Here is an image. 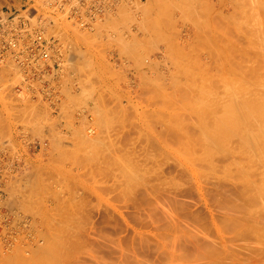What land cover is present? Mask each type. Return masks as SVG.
Wrapping results in <instances>:
<instances>
[{"label":"rangeland","instance_id":"obj_1","mask_svg":"<svg viewBox=\"0 0 264 264\" xmlns=\"http://www.w3.org/2000/svg\"><path fill=\"white\" fill-rule=\"evenodd\" d=\"M50 1L53 0H28L23 10L3 16L4 20L11 24L17 25L18 20L20 21L18 25L24 24L31 31L34 30L31 32L27 29L30 34L38 30L44 32L51 25L53 29L55 28L54 33L61 35L56 33L58 38L56 34H51L53 30L48 33L51 34L49 37L56 41L58 50L55 52L58 55L55 56L56 61L51 65L53 70L50 69L47 72L50 76L47 77V73L42 72L28 80V82L33 80L29 82L30 85L35 81L38 86L46 84L45 86L38 87L36 84L30 86L23 75H21L24 77L22 81L18 75L21 71L18 69L19 72L16 73L18 66L15 62H11L13 61L11 58L10 62L3 63L6 64L5 66L3 64L0 66V71L4 70L0 72L2 78L10 69L12 79L8 80H17V76L21 80L9 85L4 77L5 82L2 81L4 86L0 82V88H5H3L4 91L0 90V114L3 116L0 120L3 128L0 126V134L2 133L0 162L7 164L5 169L0 166L2 169H0V181L3 179L4 183L7 182L4 190L0 186V202L7 197V201H2L4 203L0 206V245L5 244L4 248H11L12 263H16V260L20 263L21 254L26 248L32 247L34 254H27V258L33 264H264V214L261 212V210L264 211L261 205L264 192V178L261 177L264 176V161L257 165L259 164L257 157L263 153L256 150V146L254 152L253 149L246 148L245 153L248 154L251 151L252 155L255 154L251 155L252 160L240 154L245 157H241L244 163L247 160L250 162L254 160V168L248 161L246 162L249 164V170L248 164H244L240 157L237 160L239 154L235 150L243 143L241 142L243 140L238 137L241 135L232 133L233 130L229 129L231 123H229L230 127L226 126L228 123L224 121H228L229 118L223 121V116L227 114H224L223 110L227 109L226 112L230 110L226 102L229 103L235 97L234 95L242 92L250 94L255 92L254 88H260L256 90V94L260 93L261 95L258 96L264 99V77H261L264 76V61H261L264 56V5L255 4L257 2L254 3V0H252L253 3L251 0L230 1L229 6L232 4L238 6L241 3L242 9L245 4L246 12L243 10L242 12L246 13V17L244 15L240 19H248L246 22L242 21L244 24L239 21L240 19L234 20L238 21L236 24L232 23L233 28L237 27L234 29L235 32L239 30V33L234 32L232 39L236 41L233 42L224 32L220 34L216 32L218 35L214 33L215 30L209 31L208 21L205 18L206 6L202 3L208 4L210 0H204L205 2L201 0L200 2L198 0V2L195 0H140L144 5L139 7V0L137 6L134 4L136 0H92V2L74 0L73 3L72 0ZM107 1L108 4H106ZM219 1L221 0H216V2ZM247 2L249 5H246ZM74 3L78 4V8ZM65 4H69L68 7ZM135 7L138 10L143 8V10L138 11ZM105 9L114 12L110 13L107 10L111 15L109 17ZM80 10H83L85 18L87 17L84 20L87 21H83L84 16L81 17ZM197 11H200L199 17L196 14ZM45 14H47L46 17ZM101 14H103L102 18H100ZM51 16L54 20L49 21L53 19ZM115 16L116 18L113 19ZM196 16L199 19L204 18L206 22L202 19L200 21ZM34 17L36 18L33 20ZM38 17L41 18L37 19ZM98 17L101 19L97 20L100 24L94 21ZM43 18L48 20L46 19L45 22ZM41 19L45 24L41 25ZM78 19L81 21L79 22ZM36 20L39 21L40 24L37 21L39 25L35 23ZM32 21L34 25L37 24V27L30 24ZM93 21L98 25L95 26ZM205 24L207 27L204 26ZM91 25L93 27L90 29ZM203 26L206 29H203ZM241 27L245 33L247 32V36L242 32ZM248 30L251 31L252 38L249 37ZM260 36L261 40H259ZM253 37L254 40L256 38L258 40H253L255 45L252 41ZM60 38L64 39V42L61 41L62 45L59 42ZM228 38L231 40L229 41L231 45ZM226 41L229 48H225ZM248 45L251 48L253 46V49ZM169 46L171 50H168ZM173 46H175L174 52H172ZM177 46H183L185 49L180 50L182 48ZM230 46L235 47V50L233 47L230 49ZM256 47H260V51ZM69 48L72 51H70L71 56L68 54ZM239 48L241 50H238ZM246 51L250 57L247 56ZM168 52L170 57L162 55ZM245 55L247 58L244 57ZM212 56L216 60L221 57L219 59L221 61L214 62ZM239 58L241 60H238ZM242 59L244 62L247 59V62L250 61L253 64L250 65V62L245 64ZM72 60L76 68L72 67L70 62ZM156 60L159 62L157 63ZM231 61L234 62L231 63ZM237 62H241L242 65ZM7 63L14 65L6 69ZM233 63L235 70L239 69L236 68L238 65L248 72L245 73L244 81L243 76L238 78V75L233 76L236 73L231 74L233 70L229 67L233 66ZM155 64L158 65L155 66ZM249 66L251 68H248ZM225 67L229 68L225 73L228 70L232 71L225 74L223 71ZM258 67L263 68L261 72L260 68L257 70ZM252 71L254 78H249V76L253 77ZM43 75L46 76L43 77ZM64 77L66 78L63 80ZM201 79H203L202 82ZM238 79L239 81H236ZM44 80L47 82L45 83ZM227 84L230 85V89H227ZM7 85L13 86V91L10 88L12 92L7 96L8 98L12 95L10 99L8 98L9 101L5 99L7 92L10 91ZM241 87L247 90L238 89ZM22 89L26 92L24 97ZM235 90H238V93ZM16 91L17 94L21 92V96L14 95ZM13 92L14 94H11ZM27 92L29 95L26 98L30 97L32 104L28 99L25 100ZM57 92L59 94H56ZM38 93L40 96L43 93L44 96L40 99ZM30 94L35 96L31 95L33 96L31 97ZM57 95H59L58 100ZM15 96L23 98L15 99ZM12 98L14 102L21 99L18 100L20 103L16 101L18 103L15 104L11 101ZM38 98L43 105L41 102L38 104ZM208 98L213 105L206 100ZM33 99L34 102L31 101ZM263 99H261L262 104H264ZM22 100L25 104L27 101L29 105L25 106ZM219 100L222 101L220 103L226 101V108L220 105ZM12 102L16 107L11 106ZM44 102L51 103L45 105L51 111L46 110ZM55 103H58L59 108ZM36 104L41 108H38ZM32 105H36L38 109ZM259 105L257 103V106ZM24 106H29L27 109L32 114L29 111L26 113L27 109ZM15 108H18L21 114ZM12 109L15 110L13 111L15 114L11 111ZM76 109L78 111H75ZM67 110H71V114ZM32 111L34 114L37 112L35 114L37 118L38 115L40 116L37 121ZM11 112L14 114L13 117L18 114L20 116L13 119ZM212 112L216 114L211 116ZM42 113H46L44 117ZM66 113H69L68 116ZM25 114L35 118H31L30 115L26 117ZM245 115L248 116V114ZM237 116L239 119H244L241 115H236V118ZM5 117L6 120L3 119ZM219 117L222 119L220 120ZM29 118L32 121H29L31 120ZM212 118H217L215 119L217 121ZM231 120L230 118L229 122ZM218 123H222L220 128H217ZM233 123L235 122L232 121ZM222 127L231 132L227 130V134L230 133L231 137L236 135L232 141L228 140L229 146L232 144L235 148V150L232 146L229 148L231 153L227 149L230 155L223 154L227 153L222 145V140H225L223 137L227 134ZM210 129L217 131L212 132ZM218 130L224 132H220V136L221 134L225 136L222 135L220 138L216 135L219 133ZM213 134L214 137L217 136L215 137L217 141L212 137ZM208 136L213 138V141ZM228 136L226 137L229 138ZM254 136L257 134L255 133ZM218 139H221L219 140L221 143ZM204 140L206 144L210 141L217 143L215 145L211 142L208 146L204 144ZM261 141L264 143L263 138ZM223 144H227L226 140ZM213 145L215 147L210 148ZM221 151L222 155L218 154ZM213 152L217 153L213 155ZM235 155L236 160L241 163L235 161L236 164L239 163L237 167L232 166ZM7 161L10 162L5 163ZM10 163L11 165H8ZM190 163H195V166L190 167ZM240 166L245 170L238 168ZM246 168L248 174L245 176L243 172H247ZM229 169L234 170L232 173L235 172L236 175L229 174ZM225 170H229L228 173ZM236 170L242 171L239 173L245 178L240 174L238 176L246 180V185L241 179L236 178ZM234 176L238 180L236 181L241 180V183L237 184ZM246 178H250L249 181ZM247 183H250L253 189L250 186L247 189L249 185ZM6 190L9 192L7 195ZM249 207L251 210H248ZM102 242H105L103 249L92 250L95 243L103 244ZM93 252L98 253L94 256Z\"/></svg>","mask_w":264,"mask_h":264},{"label":"bare ground","instance_id":"obj_2","mask_svg":"<svg viewBox=\"0 0 264 264\" xmlns=\"http://www.w3.org/2000/svg\"><path fill=\"white\" fill-rule=\"evenodd\" d=\"M53 1H54V0H53ZM53 1H50V2H53ZM60 1H62V0H60ZM73 1H74V0H72V3H73ZM75 1H76V0H75ZM79 1H80V0H79ZM83 1H84V0H83ZM86 1H87V0H86ZM90 1L92 2V0H90ZM98 1H99V0H98ZM102 1H103V0H102ZM104 1H105V0H104ZM134 1H135V0H134ZM134 1H133V2H134ZM139 1H140V0H139ZM139 1L136 0V1L134 2V4H136L135 6H137L138 4H139L138 7L141 6V5H142V6L144 5L143 3L141 4V1H140V3H138ZM195 1H197V0H195ZM198 1H199V0H198ZM198 1H197V2H198ZM201 1L205 2V1H207V0H205V1H204V0H201ZM217 1H218V0H217ZM230 1H231V0H221V1H219V2H216V0H210V1H208V4H207V3H202V5L205 4V6H206V9H205V10H206V13H207V14L205 15V18H207V21H208V24H207V25H209V26H208V27H209V31H210V30H215L214 33L219 32V34H220V32H221V33L224 32V33L227 34V36L229 35L228 37H230V38L232 39V37H234L235 33H237V32L239 31V30H238V31L235 32L234 29H236L237 27H234V28H233V24H232V23L235 22L234 20H239L241 17H244V15H245V17H246V13H243V12H242V10H243L244 12H246V11L244 10V9L246 8V6H245V4H244V9H242L243 7L240 6L241 3H240L238 6H236V5H234V4L231 3L232 6H229ZM233 1H234V0H233ZM241 1H242V0H241ZM247 1H248V0H247ZM249 1H250V0H249ZM251 1H252V0H251ZM109 2H110V1H109ZM152 2H153V1H152ZM199 2H200V1H199ZM236 2H238V1H236ZM255 2H257V3H255ZM70 3H71V2H70ZM87 3H90V2H87ZM87 3H86V6H88ZM98 3H100V2H98ZM98 3H97V4H98ZM112 3H114V2H112ZM112 3H111V6L113 5ZM122 3L124 4L125 2H122ZM137 3H138V4H137ZM146 3H147V2H146ZM150 3H151V1H150ZM244 3H246V2L244 1ZM252 3H253V1H252ZM254 3H255V4L260 3L259 5L262 4L261 6H263V5H264V4H263V3H264V0H254ZM50 4H52V3H50ZM62 4H63V2H62ZM74 4H75V3H74ZM76 4H77V3H76ZM76 4H75V5H76ZM106 4H108V1H107ZM206 4H207V5H206ZM255 4H254V5H255ZM65 5L68 7L69 4H68V5L65 4ZM72 5H73V4H72ZM89 5H90V4H89ZM114 5H116V4L114 3ZM120 5H121V4H120ZM120 5H119V6H120ZM130 5H131V7H133L132 4H130ZM151 5H152V4H151ZM246 5H249V2H247ZM250 5H251V3H250ZM252 5H253V4H252ZM259 5H258V6H259ZM49 6H50V5H49ZM51 6H52V5H51ZM70 6H71V5H70ZM76 6H77V8H78V4H77ZM106 6H107V5H105V7H106ZM116 6H117V5H116ZM205 6H203V7H205ZM255 6H256V5H255ZM73 7H74V6H73ZM84 7H85V5H84ZM105 7H103V8H105ZM74 8H75V7H74ZM81 8H82V7H81ZM85 8H87V7H85ZM107 8H108V7H107ZM113 8H114V7H113ZM113 8H112V9H113ZM247 8H248V7H247ZM65 9H66V7H65ZM79 9H80V8H79ZM79 9H77V10H79ZM82 9H83V8H82ZM93 9H95V8H93ZM96 9H97V7H96ZM96 9H95V10H96ZM101 9H102V7H101ZM117 9H119V7H117ZM135 9H137V8L135 7ZM140 9H141V8H139V10H140ZM201 9H202V8H201ZM84 10H86V9H84ZM87 10H89V9H87ZM105 10L107 11L108 9H105ZM137 10H138V9H137ZM139 10H138V11H139ZM141 10H143V8H142ZM246 10H250V9H246ZM93 11H94V10H93ZM108 11H109V10H108ZM108 11H107L106 13H107L108 16L110 17V16H111V15L109 14L110 11H109V12H108ZM253 11H254V10H253ZM71 12H72V11H71ZM74 12H75V11H74ZM74 12H73V13H74ZM76 12H77V11H76ZM76 12H75V13H76ZM80 12L83 14V15L81 14V17H83V16H84L83 10H82V11L80 10ZM88 12H89V11H88ZM94 12H97V11H94ZM113 12H114V11H113ZM113 12H110V13H113ZM199 12H200V11H199ZM199 12L197 11V13H196L198 17H199V15H198ZM248 12H249V11H248ZM250 12H251V11H250ZM92 13H93V12H92ZM102 13H104V12H102ZM106 13H104V14L106 15ZM252 13H253V12H252ZM252 13H250V14H252ZM78 14H79V13H78ZM93 14H94V13H93ZM41 15L43 16V14H41ZM48 15H49V14H48ZM85 15H87V14H85ZM88 15H91V14H88ZM94 15H95V14H94ZM98 15L100 16L99 11H98ZM98 15H97V16H98ZM102 15H103V14H101V17H100V18H102ZM112 15H113V14H112ZM202 15H204L203 12H202ZM253 15H254V13H253ZM253 15H252V16H253ZM39 16H40V15H39ZM42 16H41V17H42ZM46 16H47V14H45V17H46ZM91 16H92V15H91ZM97 16H95V17H97ZM108 16H107V17H108ZM113 16H114V15H113ZM194 16H195V13H194L193 17H194ZM197 16H196V17H197ZM206 16H207V17H206ZM247 16H248V15H247ZM249 16H250V15H249ZM41 17H38L37 19H40ZM43 17H44V16H43ZM49 17H50V16H49ZM88 17H89V16H88ZM92 17H93V16H92ZM95 17H94V18H95ZM198 17H197V19H199ZM202 17H203V16H202ZM35 18H36V17H34L33 20H34ZM51 18H53V17L51 16ZM77 18H78V17H77ZM84 18H85V16L83 17V21H87V20H84ZM86 18H87V17H86ZM86 18H85V19H86ZM100 18L98 17V18H96V20H94V21L97 22L98 19H99L98 21H100V20H101ZM114 18H116V16L113 17V19H114ZM194 18H195V17H194ZM200 18H201V17H200ZM248 18L250 19V17H248ZM252 18H253V17H252ZM43 19H45V18H43ZM46 19H47V18H46ZM46 19H45V22H46ZM89 19H91V17H90ZM89 19H88V20H89ZM107 19H110V18H107ZM197 19H196V20H197ZM201 19H202V18H201ZM201 19H199V20L201 21ZM203 19H204V18H203ZM203 19H202V20H203ZM47 20H48V19H47ZM51 20H54V18H53V19H50L49 21H51ZM78 20H79V19H78ZM205 20H206V19H205ZM244 20H245V22H246L248 19H244ZM244 20L240 19L239 21H240L241 23H243L242 21H244ZM37 21H38V20H36L35 23H37ZM40 21H41V25H43L44 22L42 23V19H41ZM49 21H48V22H49ZM80 21H81V20H79V22H80ZM91 21H92V20H91ZM94 21H93V22H94ZM106 21H107V20H106ZM203 21H204V20H203ZM249 21H250V20H249ZM249 21H248V22H249ZM16 22H17V25H18V23H19L20 21L18 22V20H17ZM16 22H15V23H16ZM79 22H78V23H79ZM204 22H206V21H204ZM236 22H238V21H236ZM236 22H235V24H236ZM253 22H254V21H253ZM253 22H252V23H253ZM38 23H39V21H38ZM38 23H37V24H38ZM55 23H56V21H55ZM83 23H86V22H83ZM89 23H90V20H89ZM97 23H98V22H97ZM103 23H104V22H103ZM241 23L239 24L240 26H241ZM30 24H32L33 27H35V25H36V27H37V24L34 25V22H33V21H32V23L30 22ZM39 24H40V23H39ZM39 24H38V25H39ZM44 24H45V23H44ZM47 24H48V23H47ZM53 24H54V22H53ZM56 24H57V23H56ZM94 24H95V26H97L98 24H100V22H99L97 25H96L95 22H94ZM235 24H234V25H235ZM243 24H244V23H243ZM247 24H248V23H247ZM27 25H28V24H27ZM27 25H26V26H27ZM32 25H31L30 27H32ZM78 25L80 26V24H78ZM245 25H246V24H245ZM248 25H249V24H248ZM46 26H47V25H46ZM49 26L51 27V25H49ZM55 26H56V25H55ZM204 26L207 27L206 24H205ZM204 26H203V29H206ZM38 27L40 28V26H38ZM50 27H49V28L47 27V29H46V27L44 28V26H43V28L46 29L45 31L47 32L48 37H49V35H51V34H56V33H57V32L54 33V29H55V28L53 29V27H51V28H52V29H51ZM84 27H86V26H84ZM92 27H93V26L91 25V26H90V29H91ZM243 27H244V26H243ZM249 27H250V26H249ZM253 27H254V25H253ZM26 28H27V27H26ZM39 28H38V29H39ZM241 28H242V27H241ZM241 28H240V29H241ZM27 29H28V28H27ZM29 29H30V28H29ZM29 29H28V30H29ZM34 29H35V28H34ZM49 29H50V30H49ZM85 29H86V28H85ZM87 29H88V26H87ZM246 29H247V28H246ZM249 29H250V28H249ZM48 30H49V32H48ZM51 30H53V32H52L51 34H48V33L51 32ZM123 30H124V29H123ZM132 30H133V29H132ZM132 30H131V32H132ZM242 30H243V28H242ZM30 31H31V29H30ZM33 31H34V30H32V32H33ZM45 31H44V32H45ZM197 31H198V30H197ZM197 31H196V32H197ZM209 31H208V33H209ZM240 31H241V30H240ZM245 31H246V30H245ZM251 31H252V28H251ZM251 31H250V32H251ZM255 31H256V30H255ZM259 31H260V30H259ZM261 31H262V30H261ZM46 32H45V34H46ZM234 32H235V33H234ZM242 32L245 33L244 30H243ZM248 32H249V30H248ZM250 32H249V33H250ZM256 32H258V30H257ZM60 33H61V32H60ZM133 33H135V32H133ZM201 33H202V31H201ZM205 33L207 34L206 30H205ZM205 33H204V34H205ZM214 33L212 32V35H213ZM238 33H239V32H238ZM252 33H253V32H252ZM32 34H33V33H32ZM57 34L60 35L59 33H57ZM57 34H56V37H58ZM188 34H189V32H188ZM188 34H187V35H188ZM202 34H203V33H202ZM206 34H205V36H207ZM216 34H218V33H216ZM216 34H215V36L217 37ZM219 34H218V35H219ZM245 34H246V36H247V32H246ZM260 34H261V33H260ZM263 34H264V33H263ZM62 35H63V34H62ZM240 35H241V34H239V36H240ZM250 35H251V36H250ZM250 35H249V37L252 38V34H251V33H250ZM253 35H255V34H253ZM257 35H258V34H256V36H257ZM60 36H61V35H60ZM208 36H209V35H208ZM225 36H226V35H225ZM63 37H64V36H63ZM188 37H189V36H188ZM235 37H236V36H235ZM242 37L244 38L243 35H242ZM49 38H50V37H49ZM58 38H59V37H58ZM134 38H135V37H134ZM260 38H261V36L259 37V40H261ZM262 38H263V37H262ZM235 39H237V38H235ZM245 39H246V38H245ZM59 40H60V41H59ZM59 40H58V41L60 42V44H61V41L64 42V39H63V38H60ZM237 40H238V39H237ZM253 40H254V37H253L252 41H253ZM255 40H257V38H256ZM255 40H254V41H255ZM262 40H263V39H262ZM229 41H231V40H229V38H228V42H229ZM232 41L235 42L236 40H234V38H233ZM247 41H248V43H249V40H247ZM254 41H253V42H254ZM257 41H258V40H257ZM233 42H232V44H233ZM250 42H251V41H250ZM253 42H251V43L253 44ZM259 42H260V41H259ZM261 42H262V41H261ZM184 43H185V42H184ZM220 43L222 44L221 41H220ZM223 43H225V42H223ZM60 44H59V45H60ZM63 44H66V43H63ZM189 44H190V43H189ZM229 44L231 45L230 42H229ZM229 44H228V45H229ZM234 44H235V43H234ZM59 45H58V46H59ZM61 45H62V44H61ZM61 45H60V46H61ZM168 45H169V44H168ZM254 45H255V42H254ZM60 46H59V47H60ZM64 46H66V45H64ZM64 46H63V47H64ZM171 46H172V45H171ZM171 46H169L168 50H169V49L171 50V48H170ZM183 46L185 47V45H183ZM183 46H177V47H181L182 49H180V48H179V49H180V50H183V49H185V48H183ZM192 46H193V45H192ZM223 46H224V45H223ZM225 46H226L225 48H229V47H227V41H226ZM234 46L236 47V45H234ZM262 46H263V44H262ZM61 47H62V46H61ZM66 47H67V46H66ZM66 47H65V48H66ZM167 47H168V46H167ZM167 47H166V48H167ZM177 47H176V48H177ZM187 47H188V44H187ZM190 47H191V45H190ZM220 47H221V46H220ZM231 47H233V46H230V49H231ZM235 47H233V49H234ZM237 47H238V46H237ZM248 47H250V46L248 45ZM65 48H64V49H65ZM173 48H175V46H173L172 49H173ZM188 48H189V47H188ZM191 48H192V47H191ZM193 48H194V47H193ZM218 48H219V46H218ZM221 48H222V47H221ZM250 48H251V47H250ZM259 48H260V47H259ZM259 48L256 47V49H259ZM64 49H63V51H64ZM67 49H68V48H67ZM189 49H190V48H189ZM251 49H253V46H252ZM261 49H262V48H261ZM60 50L62 51L61 48H60ZM65 50H66V49H65ZM168 50H167V51H168ZM176 50H178V49H176ZM219 50H220V49H219ZM222 50H224V48H222ZM222 50H220V51H222ZM225 50L228 51L227 49H225ZM234 50H235V49H234ZM238 50H241V49L239 48ZM238 50H237V51H238ZM57 51H58V50H57ZM61 51H60V52H61ZM66 51H67V50H66ZM70 51H71V49L69 48V53H68V54H70V56H71L72 53H70ZM167 51H166V52H167ZM174 51H175V50L173 49L172 52H174ZM242 51H243V50H242ZM242 51H241V52H242ZM249 51H250V50H249ZM251 51H252V50H251ZM253 51H254V50H253ZM259 51H260V49H259ZM71 52H72V51H71ZM169 52H170V51H169ZM169 52H168L167 54L163 53L162 55H166V56L168 55L167 57H170V56H169ZM179 52H180V51H179ZM181 52H182V51H181ZM191 52H194V51L191 50ZM233 52H234V51H233ZM241 52H238V53L240 54ZM244 52H245V51H244ZM246 52H247V51H246ZM63 53H64V52H63ZM170 53H171V52H170ZM177 53H178V52H176V54H177ZM221 53H222V52H221ZM247 53H248V52H247ZM58 54H59V53H58ZM171 54H174V53H171ZM66 55H67V53H66ZM211 55H212V54H211ZM229 55H231V54H229ZM233 55L236 56V54H233ZM251 55H253V54H251ZM261 55L263 56L262 53H261ZM55 56H58V55H56V53H55ZM63 56H64V55H63ZM237 56H238V55H237ZM242 56H243V55H242ZM247 56L250 57L249 53H248ZM212 57H213V56H212ZM227 57H228V56H227ZM229 57H231V56H229ZM239 57H241V56H239ZM244 57H246V55H245ZM249 57H248V58H249ZM251 57H252V56H251ZM263 57H264V56H263ZM263 57H262V60H261V61H264ZM213 58H214V57H213ZM220 58H221V57H219V59H220ZM235 58H236V57H235ZM241 58H243V57H241ZM241 58H239L238 60H241ZM246 58H247V57H246ZM58 59H59V58H58ZM58 59H57V60H58ZM62 59H64V57H63ZM72 59H73V58H72ZM219 59L217 58V60H216V59L214 58V60H215L214 62H217V63H218V60H219ZM10 60H11V59H8L6 62H10ZM231 60H232V59H231ZM236 60H237V59H236ZM242 60H243V59H242ZM249 60H250V58H249ZM252 60H253V59H252ZM252 60H251V61H252ZM55 61H56V60H55ZM156 61H157V60H156ZM219 61H221V60H219ZM226 61H227V58H226ZM229 61H230V60H229ZM234 61H235V60H234ZM234 61H231V63L234 62ZM247 61H248V60L245 59V62H247ZM11 62H14V60L11 61ZM70 62L72 63V67H73V66L75 67V65H73V64H74V63H73V60L70 61ZM158 62H159V61H157V63H158ZM242 62H244V60H243ZM245 62H244V63H245ZM249 62H250V61H249ZM249 62H247V63L249 64ZM237 63H239V65L241 64V62H237ZM244 63H243V65H244ZM247 63H245V64H247ZM250 63H251V62H250ZM7 64H8V65L6 66V69H7L8 66H13V65H14V64L11 65L10 63H7ZM145 64H147V63H145ZM214 64H215V63H214ZM219 64H220V63H219ZM219 64H216V65H217L218 67H222V66H219ZM226 64H228V63L226 62ZM233 64H234V63H233ZM252 64H253V62H252L250 65H252ZM3 65H4V64H3ZM5 65H6V64H5ZM5 65H4V66H5ZM51 65H52V64H51ZM147 65H148V67H150L149 64H147ZM156 65H158V64H155V66H156ZM241 65H242V64H241ZM0 66H1V65H0ZM60 66H61V65H60ZM69 66H70V65H69ZM205 66H206V65H205ZM229 66H230V65H229ZM229 66H228V67H229ZM234 66H235V64H234L233 66L231 65V66L229 67V68H231L234 72H233L232 70H230V71L228 70L227 72H231V71H232L231 74L236 73L235 75H233L234 77H236L237 75H238V78H240L239 76H241V77L243 76V79H242V78H241V79L244 81V77H245V75H246L245 73H246L247 71L245 72V71L242 69V68H244V67H242V66L239 67L238 65H237L236 68H239V69H238V70L236 69V70H237V71H236V70L234 69V68H235ZM245 66H247V65H245ZM16 67H17V66L15 65V68H16ZM72 67H71V68H72ZM228 67H227V68L225 67L226 69L223 70L224 73H225V71H226L227 69H229ZM232 67H233V68H232ZM252 67H253V66H252ZM1 68H4V67H1ZM9 68H11V67H9ZM52 68H53V67H52ZM62 68H63V67H62ZM62 68H61V69H62ZM69 68H70V67H69ZM69 68H68V69H69ZM75 68H76V67H75ZM151 68L153 69L154 66L151 67ZM248 68H251V66H249ZM248 68H247V69H248ZM259 68H260V67H258L257 70H258ZM4 69H5V68H4ZM6 69H5V70H6ZM16 69H17V70H15V69H12V70L17 71L16 73H18L20 69H19V68H16ZM18 69H19V70H18ZM149 69H150V68H149ZM157 69H158V67H157ZM206 69H207V68H206ZM220 69H222V68H220ZM220 69H219V70H220ZM252 69H254V67H253ZM261 69H263V68H260V69H259L260 72H261ZM9 70H10V69H8V74H6L7 76L10 75V76H8L9 78H7L6 75H3V76L6 78V80H8V79L11 78V73H9ZM12 70H11V72H12ZM51 70H53V69H51ZM55 70H56V69H55ZM59 70H60V69H59ZM62 70H63V69H62ZM62 70H61V71H62ZM71 70H72V69H71ZM74 70H75V69H74ZM257 70H256V71H257ZM263 70H264V69H263ZM15 71H14V72H15ZM49 71H50V70H49ZM49 71H48V72H49ZM56 71H58V70H56ZM205 71H206V70H205ZM207 71L209 72V70H207ZM235 71H236V72H235ZM253 71H254V70H253ZM253 71H252V72H253ZM0 72H4V70H3V71H0ZM73 72H74V71H73ZM184 72H185V71H184ZM227 72H226V73H227ZM250 72H251V69H250ZM5 73H7V72L5 71ZM5 73H4V74H5ZM16 73H15V74H16ZM61 73H63V72H61ZM74 73H75V72H74ZM226 73H225V74H226ZM247 73H248V72H247ZM262 73H263V72H262ZM201 74H202V73H201ZM203 74L205 75V73H203ZM222 74H223V73H222ZM229 74H230V73H229ZM18 75H20L21 80L24 78V77L21 76V75H22L21 73H19ZM61 75H62V74H61ZM251 75H252V73H251ZM1 76H2V74H1ZM1 76H0V77H1ZM16 76H17V75H16ZM16 76H15V77H16ZM45 76H46V75H43V77H45ZM49 76H50V75H49ZM49 76H48V73H47V77H49ZM52 76H53V75H52ZM247 76H248V75H247ZM4 77H3V78H4ZM12 77H13V76H12ZM17 77H18L17 80H13V81L10 80L12 83L8 80L7 82L9 83V85H12V84L14 83V81H19V82H20V81H21V80L19 79L20 77H19V76H17ZM40 77H41V76H39V79H41ZM59 77H60V76H59ZM62 77H63V75H62ZM250 77H251V78H254V72H253V77H252V76H249V78H250ZM261 77L263 78L264 76H261ZM3 78L1 77L0 82L4 81L5 78H4V79H3ZM65 78H66V77H64L63 80H64ZM203 78H204V77H203ZM246 78H247V77H246ZM2 79H3V80H2ZM11 79H12V78H11ZM13 79H15V78H13ZM18 79H19V80H18ZM31 79H32V78H31ZM43 79H44V78H43ZM49 79H50V78H49ZM171 79H172V77H171ZM260 79H261V78H260ZM34 80H36V79H34ZM45 80H46V78H45ZM45 80H44V81H45ZM55 80H56V79H55ZM63 80H62V81H63ZM242 80H241V81H242ZM249 80H250V79H249ZM251 80H254V79H251ZM251 80H250V81H251ZM22 81H23V80H22ZM32 81H33V80H32ZM32 81H31V82H32ZM36 81H37V80H36ZM49 81H50V80H49ZM56 81H57V80H56ZM56 81H55V82H56ZM202 81H203V79H201V82H202ZM205 81H206V80H205ZM209 81L211 82L212 80H209ZM236 81H239V79L236 80ZM250 81L247 80V82H250ZM261 81H263V80H261ZM4 82H5V81H4ZM4 82H2V83H3V84H2L3 86H4ZM7 82H6V84H7ZM27 82H28V80H27ZM29 82H30V81H29ZM29 82H28V83H29ZM31 82H30V83H31ZM46 82H47V81H45V83H46ZM52 82H54V81H52ZM55 82H54V83H55ZM57 82H58V81H57ZM63 82H64V81H63ZM68 82H69V81H68ZM207 82H208V81H207ZM207 82H206V83H207ZM245 82H246V81H245ZM30 83H29V85H30ZM40 83H41V82H40ZM58 83H59V82H58ZM60 83H62V82H60ZM193 83H194V82H193ZM195 83H197V81H195ZM198 83H199V82H198ZM252 83H253V82H252ZM261 83H262V82H261ZM261 83H260V84H261ZM6 84H5V87H6ZM16 84H17V83H16ZM18 84H19V83H18ZM33 84H36V85H37V83H36L35 81H34L31 85H33ZM38 84H39V82H38ZM42 84H43V82H42ZM56 84H57V83H56ZM62 84H64V83H62ZM249 84H250V83H249ZM262 84H263V83H262ZM21 85H22V84H21ZM29 85H28V86H29ZM31 85H30V86H31ZM36 85H35V88H37ZM40 85H41V84H39V86H40ZM45 85H46V84H45ZM45 85H43V86H45ZM51 85H52V83H51ZM51 85H50V86H51ZM54 85H55V84H54ZM227 85H228V87H227V89H228V88L230 87V85H229V84H227ZM244 85H245V84H244ZM246 85H247V84H246ZM263 85H264V84H263ZM7 86H8V85H7ZM23 86H24V84H23ZM30 86H29V88H30ZM37 86H38V85H37ZM39 86H38V87H39ZM41 86H42V85H41ZM43 86H42V87H43ZM242 86H243V85H242ZM250 86H251V85H250ZM0 87H1V85H0ZM26 87H27V86H26ZM32 87H33V86H32ZM42 87H40V89H42ZM51 87H54V86H51ZM58 87H59V86H58ZM64 87H65V85L63 86V88H64ZM237 87H238V86H237ZM239 87H240V86H239ZM245 87H246V86H245ZM252 87H253V86H252ZM261 87H262V85H261ZM3 88H4V87H2V89L0 88V90H1V91H4ZM8 88H9L10 91L7 92V94H6V96H5V97H6L5 99H7V100L9 101V99L11 98L12 95H10V97H8L9 99L7 98V96H8V93H10V92L13 91V89H12L13 86H12V87L8 86ZM8 88H7V89H8ZM10 88L12 89V91H11ZM24 88H25V87H24ZM139 88H140V87H139ZM220 88H221V87H220ZM225 88H226V87L224 86V90H225ZM235 88H236V87H235ZM249 88H250V91H252L251 87H249ZM4 89H5V88H4ZM25 89H26V88H25ZM25 89H22V90L24 91ZM31 89H32V88H31ZM33 89H34V87H33ZM45 89H46V88H45ZM50 89H51V88H50ZM54 89H55V88H54ZM57 89H58V88L56 87V90H57ZM69 89H70V88H69ZM227 89H226V91H228ZM229 89H230V88H229ZM233 89H234V88H233ZM236 89H237V88H236ZM238 89H242V87H241V88H238ZM243 89L247 90V89L244 88V87H243ZM243 89H242V91H243ZM254 89H255V92H253V93H255V94H253V93L246 94L245 92H244V93L242 92L243 94L241 93V94H236V95H234L235 97H236V96H237V97H236V98L234 97L233 99H231V100L229 101V103H227L228 101H227V102H226V101H223L224 103H220V102H222L221 100H219V103H220V105L222 104V106H225V108H226V105H225V102H226V104H228V106L230 107V110L228 109V112H226L227 109L224 108L225 111L223 110V112H224V114H225V113H227V114L224 115V114L222 113V114L224 115V116L222 115V116H223V121H224V119H227V120H228V118H229V120H230V118H231V119H232L231 122H229V120H228V121H226V120L224 121V122H226V124L228 123L226 126H229V125H230L229 123H231V127L229 126V127H230L229 129L235 131V132L232 131L233 134L236 133L237 135H241V137H240V136H238V137L241 138V139L243 140V141H241V142H243V143L240 142V143H241V147H239V146L236 147V149H237L238 151L235 150V148H234V147L232 146V144H231L232 148H234L233 150H235V151L238 152V154H239V156H237V157H238L237 160H239L241 157H244V156H246L247 159H248V157H249V160H252V156H254L255 154L252 155L251 153L254 152V147L257 146V147H256V150H258L260 153H261V152L263 153V154H261V155L259 154L260 156L258 155L259 157H257V159H258V161H259V164H257V165H260V163L262 164L263 161H264V143H261V142H262V141H261L262 138H263V140H264V107H262V106H264V104L261 103V102H262L261 99H263V97H262V98L259 97L261 94L259 93V94H260V95L258 94L259 96L256 94V90H257L258 88H257V89L254 88ZM254 89H253V90H254ZM22 90H21V92H22ZM27 90H28V89H27ZM35 90H36V89H35ZM47 90H48V89H47ZM60 90H61V89H60ZM67 90H68V89H67ZM67 90H66V91H67ZM245 90H244V91H245ZM258 90H260V88H259ZM7 91H8V90H7ZM30 91H31V90H30ZM32 91H33V90H32ZM54 91H55V90H54ZM54 91H53V92H54ZM58 91H59V90H58ZM216 91H217V90H216ZM219 91H220V90H219ZM231 91H232V90H231ZM235 91H236V90H235ZM237 91H238V90H237ZM237 91H236V93H238ZM14 92H15V90H14ZM14 92L11 93V94H14ZM21 92H20V94H17V91H16V93H15L14 95H20V96H21ZM37 92H38V90H37ZM39 92H40V90H39ZM44 92H45V91H44ZM50 92H51V91H50ZM59 92H61V91H59ZM179 92H180V91H179ZM229 92H230V91H229ZM232 92H233V91H232ZM232 92H231V94H232ZM239 92H240V91H239ZM257 92H259V91H257ZM262 92H263V90L261 89V93H262ZM18 93H19V92H18ZM25 93H26L25 91L22 93V94H23V97H24ZM28 93H29V92H27V95L25 96V100L28 99V101L30 102V97H29V98H26V97H28V95H29ZM46 93H47V92H46ZM217 93H218V92H217ZM219 93H221V91H220ZM222 93H224V92H222ZM2 94H3V93H2ZM35 94H36V93H35ZM38 94H39V93H38ZM42 94H43V93H42ZM42 94H41V96H40V94H39V96H38L40 99H41L42 96H44V94H43V95H42ZM48 94H49V91H48ZM50 94H51V93H50ZM54 94H55V93H54ZM56 94H59V93L57 92ZM224 94H225V93H224ZM224 94H223V95H224ZM231 94H230V95H231ZM262 94H263V93H262ZM14 95H13V96H14ZM31 95H34V94H30V96H31ZM60 95H61V94H60ZM220 95H221V94H220ZM223 95H222L221 97H223ZM253 95H254V96H253ZM255 95H257V96H255ZM34 96H35V95H34ZM58 96H59V95H57V100L59 99ZM61 96H62V95H61ZM200 96H201V95H200ZM215 96H216V95H215ZM228 96H229V95H228ZM23 97H18V96L16 97V96H15V99H16V98H23ZM31 97H33V96H31ZM48 97H49V95H48ZM55 97H56V95H55ZM55 97H54V98H55ZM39 98H38V101H39ZM45 98H46V97H45ZM52 98H53V97H52ZM60 98H61V97H60ZM209 98L211 99V97H209ZM209 98L206 99V100H209V101H210ZM213 98H214V96H213ZM217 98H218V97H217ZM260 98H261V99H260ZM35 99H36V98H35ZM197 99H198V98H197ZM199 99H200V98H199ZM199 99H198V100H199ZM222 99H223V98H222ZM225 99H226V98H225ZM225 99H224V100H225ZM227 99H228V98H227ZM259 99H260V100H259ZM18 100H19V99H18ZM18 100H16V101H18ZM20 100H21V99H20ZM20 100H19V101H20ZM43 100H44V98H43ZM43 100H42V101H43ZM53 100H54V99H53ZM53 100H52V101H53ZM61 100H62V98L60 99V101H61ZM63 100L65 101V98H64ZM214 100H215V99H214ZM216 100H217V99H216ZM11 101L14 102L13 98L11 99ZM16 101L14 102L15 104L19 102V101H18V102H16ZM23 101H24V100H22L21 102L23 103ZM31 101L34 102V99L31 100ZM35 101H36V100H35ZM38 101H37V102H38ZM52 101H50V102L52 103ZM60 101H58V102H60ZM13 102H12L11 106H12V105L15 106V104H13ZM29 102H28V103H29ZM37 102H36V103H37ZM40 102H41V101H39L38 104H41V103H42V102H41V103H40ZM54 102H55V101H54ZM54 102H53V103H54ZM196 102H197V100H196ZM217 102H218V101H217ZM19 103H20V102H19ZM30 103H31V102H30ZM44 103H45V102H44ZM51 103H50V104H51ZM60 103H61V102H60ZM62 103H63V102H62ZM206 103H207V102H206ZM210 103H211V101H210ZM210 103H209V104H210ZM257 103H259V104L261 105V107H259L260 105L257 106ZM263 103H264V99H263ZM23 104H25V103H23ZM23 104H22V105H23ZM31 104H32V103H31ZM34 104H35V103H34ZM50 104H48V102H46V103L44 104V107H45V105H50ZM57 104H58V103H57ZM57 104L55 103V105H57ZM64 104H65V102H64ZM211 104L213 105V102H212ZM223 104H224V105H223ZM17 105H18V104H17ZM26 105H29V104H27V101H26L25 106H26ZM36 105H37V104H36ZM36 105H32V107H33V106H36ZM42 105H43V103H42ZM212 105H210V106H212ZM19 106H20V105H19ZM25 106H24V107H25ZM30 106H31V105H30ZM37 106H38V105H37ZM37 106H36V108H37ZM64 106H65V105H64ZM215 106H216V104H215ZM228 106H227V107H228ZM15 107H16V106H15ZM27 107H29V106H27ZM27 107H25V108L27 109ZM56 107H58V105H57ZM229 107H228V108H229ZM258 107H259V108H258ZM38 108H41V107L38 106ZM38 108H37V109H38ZM45 108H46V107H45ZM48 108H49V107H48ZM58 108H59V107H58ZM62 108H63V104H62ZM69 108L71 109V107H69ZM69 108H68V109H69ZM72 108H73V106H72ZM210 108H211V107H210ZM212 108H213V107H212ZM214 108H217V107H214ZM220 108H222V107H220ZM260 108H261V109L263 108V110H261ZM15 109H17L18 111H17V110H16V111H17L18 113L21 114V111H20L18 108H15ZM30 109H32V108H30ZM34 109H35V107H34ZM34 109H33V110H34ZM37 109H36V110H37ZM54 109H55V108H54ZM65 109H66V108H65ZM74 109H75V108H74ZM217 109H218V108H217ZM42 110H44V109H42ZM46 110H50V109H47V108H46ZM55 110H56V109H55ZM61 110H62V109H61ZM63 110H64V109H63ZM71 110H72V109H71ZM71 110H67V112L70 111V114H71ZM210 110H213V109H210ZM218 110H219V109H218ZM220 110H221V109H220ZM220 110H219V111H220ZM11 111L13 112V111H15V110L12 109ZM19 111H20V112H19ZM28 111H29V109H27L26 113H27ZM37 111H38V110H37ZM40 111H41V110H40ZM50 111H51V110H50ZM52 111H53V110H52ZM75 111H78V110L76 109ZM75 111H73V112L75 113ZM79 111H80V110H79ZM213 111H214V110H213ZM219 111H218V112H219ZM12 112H11V115H12L11 117H13L14 114H15V112H13L14 114H13ZM17 112H16V114H18ZM29 112L31 113V111H29ZM32 112H33V111H32ZM43 112H44V111H43ZM46 112L48 113V111H46ZM64 112H66V111H64ZM214 112H215V111H214ZM214 112H212L213 114L210 113V114H212L211 116H213V115L216 114V113H214ZM216 112H217V110H216ZM218 112H217V113H218ZM9 113H10V112H9ZM23 113H24V112H23ZM49 113H50V112H49ZM62 113H63V112H62ZM74 113H73V114H74ZM219 113H220V112H219ZM7 114H8V113H7ZM31 114H32V113H31ZM33 114H34V112H33ZM35 114H37V112H36ZM35 114H34V116H35ZM42 114H43V113H42ZM44 114H46V113H44ZM44 114H43V117H44ZM64 114H65V113H64ZM68 114H69V113H66L67 116H68ZM245 114H248V116H246ZM2 115H3V114H2ZM4 115H5V114H4ZM9 115H10V114H9ZM18 115H19V114H18ZM18 115H16V116H18ZM29 115H30V114H27V116H26V114H25L26 117H28ZM40 115H41V114H40ZM48 115H49V114H48ZM52 115H53V113H52ZM62 115H63V114H62ZM79 115H80V114H79ZM81 115H82V114H81ZM219 115H221V113H220ZM219 115H218V116H219ZM232 115H233V116H232ZM236 115H241V116L244 117V119L242 120L241 117H240L241 119H239L238 116H237L238 118H236ZM16 116H15V117H16ZM19 116H20V115H19ZM21 116H24V115H21ZM30 116H32V115H30ZM50 116H51V113H50ZM53 116H54V115H53ZM55 116H56V114H55ZM58 116H59V115H58ZM71 116H72V115H71ZM231 116H232V117H231ZM2 117H3V116H1V114H0V120H1ZM15 117H13V119H14ZM35 117H36V121H37V119H38L40 116L38 115V118H37V115H36ZM35 117L32 116L31 118L34 119ZM59 117H60V116H59ZM64 117H65V116H64ZM69 117H70V116H69ZM69 117H68V118H69ZM214 117H215V116H214ZM31 118H29V119H31ZM46 118H48V117L46 116ZM49 118H50V117H49ZM52 118H53V117H52ZM61 118H63V116H62ZM61 118H60V119H61ZM65 118H66V117H65ZM65 118H64V119H65ZM72 118H73V117H71V119H72ZM84 118H86V117L84 116ZM91 118H92V117H91ZM217 118H218V117H217ZM217 118H215V119H217ZM3 119L6 120L7 118L5 117V118H3ZM3 119H2V120H3ZM9 119H10V117H9ZM27 119H28V118H27ZM40 119H42V118H40ZM50 119H51V118H50ZM53 119H54V118H53ZM76 119H77V118H76ZM78 119H79V118H78ZM82 119H83V118H82ZM212 119H214V118H212ZM215 119H214V121H217V120H215ZM219 119L221 120L222 117H219ZM5 120H3V121H5ZM18 120H19V119H18ZM20 120H21V119H20ZM46 120L48 121V119H46ZM56 120H58V118H57ZM61 120H63V119H61ZM66 120H67V119H66ZM15 121H17V120L15 119ZM25 121H26V119H25ZM25 121H24V122H25ZM29 121H32V119L29 120ZM38 121H39V120H38ZM40 121H41V120H40ZM43 121H45V120H43ZM49 121H52V120H49ZM223 121H222V123H223ZM232 121L235 122V123L232 124ZM20 122H21V121H20ZM1 123H2V121H1ZM222 123H220V124L218 123L219 127H218V125H217V128H220V125H221ZM224 125H225V123H224ZM0 126H1V128H2V125H0ZM212 126H213V125H212ZM222 126H223V125H222ZM215 127H216V126L214 125V128H215ZM212 128H213V127H212ZM222 128H223V131L226 130L225 133L227 134V132H228L229 130H228V129H225L224 127H222ZM2 129H3V128H2ZM90 129H91V128H90ZM206 129L208 130V128H206ZM224 129H225V130H224ZM0 130H1V129H0ZM210 130L212 131V129H210ZM227 130H228V131H227ZM4 131H5V130H4ZM4 131H3V133H4ZM91 131H92V130H90V133H92ZM208 131H209V130H208ZM208 131H207V133H208ZM213 131L215 132V131H217V130L214 129ZM213 131H212V132H213ZM218 131H219V133L217 132L218 134H216V135H219V136H220V132H221V130H218ZM223 131H222V132H223ZM212 132H210V133L212 134ZM222 132H221V133H222ZM229 132H230V131H229ZM210 133H209V134H210ZM223 133H224V132H223ZM230 133H231V132H230ZM230 133L226 135V136L229 135V136H228L229 138H227V137L225 136V134H221V136H220V138L222 137V135L225 136V137H223V138H225V140H226V142H227V144H223V143L225 142V140L222 138V139L224 140V142H223V140H222V145H223V147L226 149V151H225V149H223L225 152H227V149H229V148L231 147V146H229L230 144H228V142H229V141H232V138L234 139L235 136H236V135H235L234 137H231ZM255 133L257 134V136H254ZM1 134H2V133H1ZM1 134H0V136H1ZM233 134H232V135H233ZM206 135H208V134H206ZM210 136H211V135H210ZM219 136H218V137H219ZM212 137H214V134L212 135ZM215 137H217V136H215ZM215 137H214V138H215ZM208 138H209V136H208ZM208 138H206V139H208ZM239 138H238V139H239ZM209 139H211V138H209ZM212 139H213V138H212ZM212 139H211V140H212ZM236 139H237V138H236ZM214 140L217 141L216 138H215ZM219 140H221V139H218V142H219ZM228 140H229V141H228ZM256 140H257V141H256ZM212 141H213V140H212ZM212 141H210L209 144H208V143L206 144V140H204V142H205L204 144L209 146V145H211L210 143H211ZM254 142H256L255 144H257L258 142H260V143H259L258 145H255ZM263 142H264V141H263ZM212 143L214 144L215 142H212ZM216 143H217V142H216ZM216 143H215V145H216ZM219 143H221V142H219ZM219 143H218V144H219ZM230 143H231V142H230ZM236 143H237V145H238V141H237ZM240 143H239V144H240ZM234 144H235V143H234ZM215 145L210 146V148H211V147H215ZM254 145H255V146H254ZM218 146H219V145H218ZM234 146H235V145H234ZM216 147H217V146H216ZM247 147H249L251 150L253 149V150H252L253 152H251V151H250L251 153L248 152V154L250 153L249 156H248L247 153H245ZM208 148H209V147H208ZM238 148H239V149H238ZM250 149H249V150H250ZM247 150H248V149H247ZM224 151H223V152H224ZM230 151H231V149H229V153H231ZM258 151H256V152H258ZM236 152H235V153L232 152V154H236V155H238ZM0 153H1V152H0ZM213 153H214L213 155H215L217 152H213ZM229 153L227 152V153H223V154L226 155V154H229ZM208 154H210V152H209ZM211 154H212V153H211ZM218 154H221V155H222V151H221V153L219 152ZM232 154H231V155H232ZM240 154H242V155H244V156H240ZM256 154H258V153H256ZM225 155H224V156H225ZM229 155H230V154H229ZM236 155H235V157H234L235 160H232V162L234 161V162L232 163V164H233L232 166L235 165V167H237L236 165H238V164L240 163L239 161L236 160V158H237ZM251 155H252V156H251ZM230 157H231V156H230ZM230 157H229V158H230ZM232 157H233V156H232ZM239 157H240V158H239ZM250 157H251V159H250ZM234 158H232V159H234ZM244 158H245V157H244ZM254 158H255V157H254ZM0 159H2V158H0ZM259 159H260V160H259ZM199 160H200V159H199ZM241 160H242V162L244 163L243 158H241ZM0 161H1V160H0ZM235 161H236V162H239V163L236 164ZM247 161H248V160H247ZM247 161H245L244 164H248V163H246ZM253 161H254V160H253ZM253 161H252V162L248 161L249 164L253 166V167L250 166V167H252V168H254V162H253ZM260 161H261V162H260ZM9 162H10V161H9ZM9 162L7 161V162H5V163H9ZM230 162H231V161H230ZM230 162H229V163H230ZM243 163H242V164H243ZM240 164H241V163H240ZM249 164H248V168H249ZM8 165H11V163L8 164ZM190 165H191L190 167L193 168V167L195 166V163H190ZM263 165H264V163H263ZM0 166H1V168L5 169L6 166H7V164H4V162H0ZM241 166H242V165H241ZM241 166L238 167V168H240L241 170H243L244 167H243V169H242ZM243 166H244V165H243ZM245 166H247V165H245ZM230 167H231V166H229V168H230ZM235 167H234V168H235ZM1 168H0V169H1ZM232 168H233V167H232ZM227 169H228V166H227ZM246 169H247V168H246ZM1 170H2V169H1ZM229 170H230V169H229ZM229 170H227V171L225 170L226 173H228ZM241 170H239V171H241ZM244 170H245V169H244ZM249 170H250V168H249ZM251 170H253V169H251ZM233 171H234V170H233ZM233 171L230 170V173H229V174H231ZM239 171L236 170V172H237V177L234 176V179H235V177H236L238 180L242 178V177L240 178V177L238 176V174H240ZM241 172H242V171H241ZM251 172H253V171H251ZM234 173H235V172H234ZM234 173H232V174H234ZM245 174H248V169H247V172H246V171L243 172V175H245ZM249 174H250V176H252L250 172H249ZM252 174H253V173H252ZM234 175H236V174H234ZM241 175H242V174H240V176H241ZM243 175H242V176H243ZM230 176H231V175H230ZM230 176H229V181H230ZM245 176H246V175H245ZM247 176H248V175H247ZM250 176H248V177H250ZM243 177H244V176H243ZM261 177L264 178V176H261ZM227 178H228V176H227ZM231 178H233V177L231 176ZM244 178H245V177H244ZM262 178H261V179H262ZM237 179H235L234 181H236ZM246 179H247V181H249L250 178H246ZM2 180H3V179H2ZM2 180H1V181H2ZM238 180H237V181H238ZM241 180H242V179H241ZM241 180L239 181L240 183H241ZM263 180H264V179H263ZM263 180H260V181H263ZM1 181H0V186H2L1 188L4 190V188L6 187L7 182L4 183L3 181H2V182H1ZM231 181H232V180H231ZM234 181H232V182L234 183ZM237 181H236V183L239 184V182H237ZM244 181H245V182H244ZM242 182H243V184H245V183H246V180L243 179ZM247 184H249V185H247L248 188L245 186L247 189H249V186H250L251 189H253V188L251 187L250 183H247ZM245 185H246V184H245ZM252 186H253V185H252ZM7 191H8V190L5 191V194H6V195H7V193H9V192H7ZM251 191H252V190H251ZM253 192H254V191H253ZM2 194H3V193H2ZM2 194H1V195H2ZM5 194H4V195H5ZM253 194H254V193H253ZM253 194H252V196H253V200H254V195H253ZM0 197H1V196H0ZM8 198H9V194H8ZM261 198H262V201H263L261 205H262V208H264V192L262 193V197H261ZM250 199H252V198H250ZM4 200H5V199H4ZM4 200H2V201H4ZM2 201L0 202V203H1L0 206H2V204L4 203V202H2ZM5 201H7V197H6V200H5ZM252 203H254V202H252ZM252 203H251V204H252ZM4 206H5V204H4ZM6 206H7V205H6ZM249 208H250V209H249ZM249 208H248V210H251V207H249ZM252 208L254 209V205H253ZM260 208H261V207H260ZM6 209H7V208H6ZM248 210H247V212H248ZM263 210H264V209H263ZM1 211H2V210H1ZM3 212H4V208H3ZM253 212H254V211H253ZM255 212H256V209H255ZM261 212L264 214V211L261 210ZM248 213H249V212H248ZM251 213H252V212H251ZM257 213H259V209H258V208H257ZM257 213H256V214H257ZM1 214L3 215L2 212H1ZM5 214H6V213H5ZM249 214H250V213H249ZM4 231H5V230H4ZM5 232H7V231H5ZM9 232H10V231H9ZM64 233H65V232H64ZM5 234H6V233H5ZM102 234H103V233H102ZM6 235H8V234H6ZM6 235H5V236H6ZM7 240L9 241V239H7ZM102 243H103V244L95 243V245H94V247H93L94 249H92V250H94V251H99L100 249H103V245H105V242H102ZM4 245H5V244H3V246H4ZM0 246H1V245H0ZM3 246H1V248H0V264H17V263H19V262H17V260H16V263H12V262H13V261H12V258H13V257H12V255H11V253H12L11 248H8V247H7L8 249H6V248H4ZM6 246H7V245H6ZM8 246H9V245H8ZM10 250H11V252H9ZM13 252H14V251H13ZM23 253H24V254H23ZM23 253L21 254V255H22V257H21L22 259H20V260H21L20 263H22V264H29V263H31V261H29V259L27 258V254H29V255L34 254V249H33L32 247H30V248H26V249L24 250ZM95 253H96V254H95ZM97 253H98V252H93L92 254H93L94 256H96ZM25 254H26V255H25ZM20 260H19V261H20ZM28 262H29V263H28ZM20 263H19V264H20ZM31 264H33V263H31ZM105 264H106V263H105Z\"/></svg>","mask_w":264,"mask_h":264},{"label":"built area","instance_id":"obj_3","mask_svg":"<svg viewBox=\"0 0 264 264\" xmlns=\"http://www.w3.org/2000/svg\"><path fill=\"white\" fill-rule=\"evenodd\" d=\"M56 50V41L43 31L30 34L24 24H11L0 16V65L11 58L25 79L30 80L51 69Z\"/></svg>","mask_w":264,"mask_h":264},{"label":"crops","instance_id":"obj_4","mask_svg":"<svg viewBox=\"0 0 264 264\" xmlns=\"http://www.w3.org/2000/svg\"><path fill=\"white\" fill-rule=\"evenodd\" d=\"M28 0H0V16L12 15L23 10Z\"/></svg>","mask_w":264,"mask_h":264}]
</instances>
